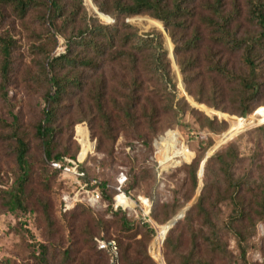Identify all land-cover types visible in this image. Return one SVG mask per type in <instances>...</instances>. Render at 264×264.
Instances as JSON below:
<instances>
[{"label":"rangeland","instance_id":"1","mask_svg":"<svg viewBox=\"0 0 264 264\" xmlns=\"http://www.w3.org/2000/svg\"><path fill=\"white\" fill-rule=\"evenodd\" d=\"M30 1L21 15L0 0V264H103L96 240L137 243L144 240L143 234L150 236L145 264H264V212L248 211L250 221H236L230 219L227 201L219 202L207 208L213 224L209 226L193 206L203 188V193L216 199V166L212 164L204 178L201 162L195 190L189 176L190 165L200 156L207 160L238 138L243 153L264 144V130L255 132L264 126V88L250 103L253 112L238 119L234 80L247 75L248 69L242 50L220 42L218 29L228 20L226 28L237 40L256 41L260 30L249 10L251 4L264 0H222L220 17L208 8L213 0H177L180 9L166 17V26L142 14L120 18L116 28L105 31L109 37L160 34L175 92L157 77L153 66L142 61L148 53L137 54L134 67L127 60L128 47L86 32L87 23L92 28L116 24L114 0L99 1L107 12L100 11L93 0H82V8L73 13L70 3L64 2L53 29L46 21L50 14L46 0ZM166 6L174 12L173 0H166ZM81 31L86 45L73 44L66 52L69 38ZM254 47L259 82L264 83V50ZM63 54L77 58V66L63 64L49 70V62ZM214 65L226 66L232 75L212 71ZM55 75L65 79L66 88L55 120L52 153L83 157L92 146L81 129L87 132L95 148L88 153L84 169L88 178L109 186L104 192L107 198L96 210L78 205L69 214L60 212L64 187L49 170L43 141L36 135L49 107L45 95ZM174 97L181 101L175 99L171 107ZM204 116L218 124L225 122L227 131L203 128ZM164 134L160 151L184 153L179 163L160 167L154 142ZM16 138L28 146L29 176L20 196L23 209L11 210L8 201L16 194L20 175ZM260 160L264 162V157ZM120 172L127 177L123 191L132 202L125 211L114 210ZM224 188L221 185L222 194ZM243 197L248 200L250 194ZM172 211V219L163 223ZM215 233L220 243L217 250L211 244ZM129 237L133 239L128 241ZM167 237L176 247L168 245ZM143 243L136 246L137 251H143Z\"/></svg>","mask_w":264,"mask_h":264},{"label":"trees","instance_id":"2","mask_svg":"<svg viewBox=\"0 0 264 264\" xmlns=\"http://www.w3.org/2000/svg\"><path fill=\"white\" fill-rule=\"evenodd\" d=\"M100 0H93L98 9L102 12H107L100 4ZM4 2H8V4L12 5L17 11L24 15L27 11L28 7L31 5L28 0H4ZM69 2L71 5L72 12H78V9L82 8V0H46L47 7L49 8V16L46 19L50 28H55V20L58 17H61L63 14V3ZM222 0H213V3L208 6L211 12L220 17L219 8L221 6ZM114 18L115 23L114 26H97L92 28L89 23L86 25V32H96L103 36L108 42L116 43L117 41L121 43V46L128 47L129 53H126L127 60L134 64V67L138 63L137 54L148 53L146 58L142 61L150 64L154 68V73L159 77V79L165 82L166 85H171L172 90L176 91V86L172 83L170 76V63L167 58V51L163 46L162 36L160 34L151 35L146 34L143 37L138 36L137 33L126 35V36H118L112 35L108 36L105 31L108 28L114 29L117 25H119V20L136 16L142 14H148L154 19L162 21L164 23L166 17L168 18L172 13L178 11L179 1L173 0V9L174 12L171 11L166 6V0H114ZM250 19L252 22H255L257 27L259 28V36L256 41H245V40H237L232 33L226 28V25H229V21H224V24L218 28L221 32V41L227 44H230L234 50H242V62L247 67L248 72L247 75H241L235 78L234 82L236 83L237 91H238V102L240 105V111L238 112V118L245 119L248 115L253 112V107L250 106L251 101L255 97H257L261 91H263L264 83L259 82L257 66L255 64V45H258L260 50H264V3L251 4L249 10ZM129 27V26H125ZM85 32H79L75 36H72L67 41L66 52H69V46L75 44L77 45H86L84 41ZM91 45V42H88ZM91 46L97 47L94 42ZM4 55L8 56V49L4 48ZM77 58H67V54L59 55L53 58L49 64L47 65L49 70H55L57 68H61V65L65 64L68 67H76L77 66ZM91 61L88 60L87 63ZM6 65H4L5 68ZM212 71L222 75L228 76L230 75V71L226 68V66L214 65L211 68ZM232 75V74H231ZM50 91L45 95L46 103L48 104V109L44 111V119L39 123L36 130V135L43 141V150L45 154V162L52 172L53 175L59 178V172L54 170L51 167L52 162L60 161L64 158L74 159V156H63V154H53L51 149V142L53 136L57 130L55 126V120L57 117V112L59 109L60 102L63 100L65 94V79L59 78L56 75L50 80ZM176 99V103L180 102V99L177 97L173 98L171 103H174ZM184 100V99H183ZM197 101V100H196ZM200 103V102H199ZM192 112H195L194 109L191 108ZM215 116V115H214ZM202 127L208 129L214 133L226 132V123L221 122L218 124L216 119H210L206 116L203 118ZM264 130V126L255 130V132H261ZM262 134V133H261ZM242 144L240 139L238 138L236 141L230 143L229 146L220 150L213 156L209 157L203 164L201 176L207 175L209 172V167L214 164L217 169V182L214 186L215 188V196L216 199L209 198V194L202 193L197 198L196 204L193 206L196 210L197 216L203 219V222L209 226H213L210 220V212L207 208H213L217 203L227 201L232 209V220L240 221L246 220L250 221V212L260 214L264 212V162L260 159V157H264V153L261 152V149H264V144L260 147V143H257L255 149L250 148L247 153L241 152ZM28 152L27 144L21 139L16 138V164L17 168L20 172V175L17 179V188L16 194H14L10 200L8 201V207L11 210H19L23 209V204L20 200V196L23 192L25 184H27L29 171L26 163V157ZM205 155L199 157L197 161H194L189 167V176L191 180V184L193 189L195 190L197 187V176H200V165L201 162L205 159ZM86 179L93 180L88 178L87 172L84 169ZM220 181V182H219ZM100 183V182H99ZM221 185H224V194L221 193ZM100 187L103 192V198L106 199L107 196L104 195V192L109 189V186L105 183H100ZM256 191V192H254ZM250 194V198L244 199L243 194ZM79 208V206L74 207L72 210L68 211L65 214H69L75 208ZM81 208V206H80ZM247 211V212H246ZM64 214V215H65ZM174 211L169 214L163 221V223L169 222L173 217ZM117 216V214H114ZM124 220V219H123ZM147 227V225H145ZM106 242L114 241L116 243L118 249L117 261L118 264H145L146 255V246L148 241L150 240V236L142 235V239L137 243L128 242L127 244H123L119 240L100 238ZM133 237L127 238L128 241H131ZM166 241L169 246L176 247L171 238H166ZM143 243V251H137L136 246L139 243ZM211 244L215 247V250L220 248V243L217 239L216 233L214 234V240H212ZM97 251L100 255L103 256L104 263L109 264L110 254L106 250L98 249V246L95 245ZM41 248V255L45 254V249ZM192 254V253H191ZM190 255L186 258V263L189 262L187 260Z\"/></svg>","mask_w":264,"mask_h":264},{"label":"built area","instance_id":"3","mask_svg":"<svg viewBox=\"0 0 264 264\" xmlns=\"http://www.w3.org/2000/svg\"><path fill=\"white\" fill-rule=\"evenodd\" d=\"M81 130L84 131L86 141L92 144L91 148L85 150L83 157H80V155L78 154L74 159L64 158L60 161L51 163V167L59 172V178L64 187V190L62 191L59 198V210L63 214L67 213L78 205L83 206L87 209L96 210L101 208L103 204V192L100 187V183L95 179L89 180L85 177L84 164L87 160L88 153L93 152L95 147L94 144L90 141L87 132H85L84 129ZM76 135L78 137V143L82 149V145L79 142L81 136H79L77 132ZM126 182L127 177L123 172H120L116 178L117 186L115 188V191L117 195L115 197V211L118 209L122 211L129 209L127 206V202L131 201L123 191V187L125 186ZM119 197H121V199H119ZM96 241L100 250H106L109 252V264H118V249L116 243L114 241Z\"/></svg>","mask_w":264,"mask_h":264},{"label":"bare ground","instance_id":"4","mask_svg":"<svg viewBox=\"0 0 264 264\" xmlns=\"http://www.w3.org/2000/svg\"><path fill=\"white\" fill-rule=\"evenodd\" d=\"M167 134H164L162 137H160L158 140H156L154 142V147L156 149V153H155V157L157 160V163L160 167H164L168 164H170L171 166L173 165V163H179V159L182 157L184 150L181 151H176L175 154L174 152H169L166 150H162L160 151V148L158 147L159 142L163 139L164 136H166ZM177 142V136L175 135V140ZM119 199H121V197H119ZM132 205L131 202H127V206L128 208H130Z\"/></svg>","mask_w":264,"mask_h":264},{"label":"water","instance_id":"5","mask_svg":"<svg viewBox=\"0 0 264 264\" xmlns=\"http://www.w3.org/2000/svg\"><path fill=\"white\" fill-rule=\"evenodd\" d=\"M236 118V117H235ZM239 119V118H238ZM206 161V157H205V159L202 161V164L204 163Z\"/></svg>","mask_w":264,"mask_h":264}]
</instances>
